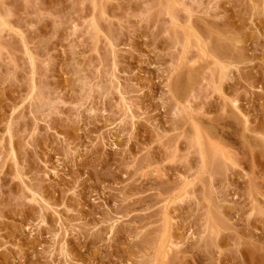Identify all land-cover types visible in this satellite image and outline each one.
Instances as JSON below:
<instances>
[{
    "label": "rangeland",
    "instance_id": "374dc122",
    "mask_svg": "<svg viewBox=\"0 0 264 264\" xmlns=\"http://www.w3.org/2000/svg\"><path fill=\"white\" fill-rule=\"evenodd\" d=\"M0 264H264V0H0Z\"/></svg>",
    "mask_w": 264,
    "mask_h": 264
}]
</instances>
